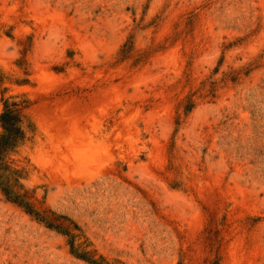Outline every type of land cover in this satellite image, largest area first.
I'll return each instance as SVG.
<instances>
[{
    "label": "rangeland",
    "instance_id": "rangeland-1",
    "mask_svg": "<svg viewBox=\"0 0 264 264\" xmlns=\"http://www.w3.org/2000/svg\"><path fill=\"white\" fill-rule=\"evenodd\" d=\"M5 101L9 161L80 253L264 264V0H0ZM0 264L90 263L0 190Z\"/></svg>",
    "mask_w": 264,
    "mask_h": 264
},
{
    "label": "trees",
    "instance_id": "trees-1",
    "mask_svg": "<svg viewBox=\"0 0 264 264\" xmlns=\"http://www.w3.org/2000/svg\"><path fill=\"white\" fill-rule=\"evenodd\" d=\"M0 122L3 129L0 135V190L3 195L9 202L23 209L32 218L45 223L48 228L66 236L69 239L71 252L74 256L90 264H101L97 260H93L88 252L80 253L79 248L75 246V238L77 236L73 233V230L79 229L76 224L71 222V225H74L73 229L69 225L66 226L64 224L68 220L66 217L56 216L52 212L51 214L54 217H51L46 211H40L30 201L28 192L24 191V185L20 183L23 178V172L14 168L9 161L10 155L16 152L27 138L24 116L18 105L5 101V108L0 115Z\"/></svg>",
    "mask_w": 264,
    "mask_h": 264
},
{
    "label": "bare ground",
    "instance_id": "bare-ground-1",
    "mask_svg": "<svg viewBox=\"0 0 264 264\" xmlns=\"http://www.w3.org/2000/svg\"><path fill=\"white\" fill-rule=\"evenodd\" d=\"M80 143H81V151L82 152H90L93 148H91L92 147V145H93V142H92V140H90L89 138H87V137H81V140H80Z\"/></svg>",
    "mask_w": 264,
    "mask_h": 264
}]
</instances>
